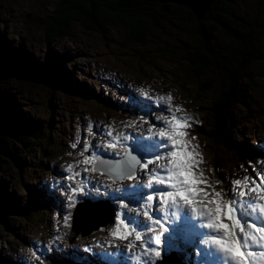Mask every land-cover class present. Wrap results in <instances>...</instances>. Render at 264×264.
I'll use <instances>...</instances> for the list:
<instances>
[{"label":"rangeland","instance_id":"obj_1","mask_svg":"<svg viewBox=\"0 0 264 264\" xmlns=\"http://www.w3.org/2000/svg\"><path fill=\"white\" fill-rule=\"evenodd\" d=\"M56 2L0 0V49L3 52L6 49L12 60L24 59L36 75L32 83H20L12 75L1 77L0 97L6 109L17 113L18 123L30 131H38L40 136L39 139L28 136L21 145L10 136L0 135V142L14 149L22 163L18 174L9 159H1L5 162L0 164V185L6 184L2 197L16 214L5 217L8 227L0 222V264H141L144 249L136 245L142 242L131 243L130 249L127 241L110 235L122 227L117 225L114 212L111 222L97 231L85 237L81 232L77 236L72 233L75 207L66 205L68 197L75 195L100 204L106 211L122 209V214L138 216L142 224L150 225V229L137 228L139 232L143 230L142 238L167 235L168 240L156 245L163 253L162 261L157 258L158 264L168 259L170 264H195L191 260L199 252H193L190 242L177 240L164 213L157 211L149 221L154 209L157 206L161 209L160 198L155 197L154 209L151 202L141 201L139 207L122 206L120 201L110 199L118 191V184L129 181L113 183L108 175L92 170L91 157L99 154L107 161L124 156V147L118 144L107 149L106 141L124 133L134 137L147 134L150 124L140 117L144 115L145 105L152 102L153 110L149 113L152 125L170 115L189 118L193 126L185 130L182 139L189 151L198 154L195 171L214 187L231 189V181L257 176L251 162L256 161V167L264 169V61H257L241 77L239 87L244 96L231 112L232 139L239 151L232 153L215 146L208 136L213 123L212 94L198 93L200 81L208 76L192 78L186 63L181 61L186 38L178 27V16L172 6L161 14L160 28H149L144 44L128 40L120 21L102 20L97 11L103 32L88 31L73 23L68 28L71 36L48 41L43 22L49 20ZM235 7L240 16L262 28L260 43L264 50V5L258 6L257 0H236ZM213 38L222 43L226 41L216 33ZM156 100H160L164 112L157 110ZM130 121H135L138 127L128 126ZM152 128L158 134L159 128ZM85 139L90 143L87 151ZM45 141L49 144L43 153L39 146ZM86 156L90 158L88 161ZM73 171L78 175L67 179ZM104 171L107 172V167ZM82 177L86 182L80 193L65 192L70 186L81 187ZM218 178L227 183L216 184ZM144 191L147 193L148 189ZM142 203L145 206L140 208ZM146 210L149 215H145ZM66 213H71L68 221L64 220ZM146 216L148 220L143 223ZM88 223L84 219L81 226L87 230L91 226ZM208 231L204 229L202 233ZM195 247H202L197 240ZM129 250L140 252V256L133 258ZM185 252L191 253L192 258H187ZM202 259H206L203 264L210 262L207 256Z\"/></svg>","mask_w":264,"mask_h":264},{"label":"snow or ice","instance_id":"obj_2","mask_svg":"<svg viewBox=\"0 0 264 264\" xmlns=\"http://www.w3.org/2000/svg\"><path fill=\"white\" fill-rule=\"evenodd\" d=\"M154 103L157 110L165 111L160 100ZM152 110V102H149L144 107V115L140 117L150 124L147 134L134 137L124 133L106 141L107 149H113L118 144L124 147V156L107 161L99 154L91 157L94 161L92 170L99 169L101 174L108 175L113 183L129 181L128 184H118V191L111 194L110 199L120 201L122 206L127 204L139 207L141 201L145 204L151 202L154 208L155 197L158 196L160 203L175 209L171 213L177 221L173 225V233L193 246L196 238L203 235L204 238L200 239L201 245L210 242L216 246V264H264V169L256 167L257 162L252 161V170L257 176L233 180L231 189H217L202 174L195 171L199 164L196 159L198 154L189 151L188 145L182 139L186 134L185 130L193 126L189 118L170 115L163 122L152 125L149 115ZM156 119L159 121V117ZM128 126L138 127L135 121L128 122ZM152 127L159 128L158 134L152 131ZM89 128L91 130V124ZM108 134L111 135L110 129ZM72 147L75 148L76 144ZM89 147L90 143L85 139L84 150L87 151ZM116 155L120 156L119 153ZM89 159L85 157V161ZM105 167L107 172L104 171ZM68 169L71 170L72 165H69ZM75 175L78 173L73 171L72 175L66 178L71 180ZM85 182L82 177L81 187L70 186L65 192L80 193ZM215 183L224 185L227 182L218 178ZM145 188L148 189L147 193ZM252 192L258 195L253 197L250 195ZM68 199L67 208H74L84 202L79 195L69 196ZM182 206L190 210L193 218H199L203 229L210 231L200 233L193 226L192 230L184 235V230L188 227V217L186 214L181 216ZM112 212L115 213L117 225L122 226L110 232L116 240L127 241L131 234L130 229H150V225L142 224L138 216L122 214V209L109 208V213ZM145 215H149L147 210ZM70 218L71 213H66L64 220L68 221ZM161 227L163 228V225ZM135 239L142 240L139 231H136ZM159 243V240H152L136 245L144 249L141 264H158V259L163 260V253L156 247ZM128 247L131 249L133 245L128 244ZM129 255L135 258V253L130 252Z\"/></svg>","mask_w":264,"mask_h":264},{"label":"trees","instance_id":"obj_3","mask_svg":"<svg viewBox=\"0 0 264 264\" xmlns=\"http://www.w3.org/2000/svg\"><path fill=\"white\" fill-rule=\"evenodd\" d=\"M235 1L214 0L203 20L197 21L187 8L160 4L158 0H57L49 20L43 22V28L48 41L71 36L68 28L73 23L88 31L103 32L97 11L102 20L113 23L120 21L128 40L144 44L149 28H160L161 14L172 6L178 16V27L186 38L181 61L186 63L192 78L208 76L200 81L198 89V93L209 91L212 94L210 117L213 123L208 136L218 148L236 153L239 149L232 139L234 126L231 112L244 96L239 87L241 77L247 75L249 68L257 61H264V50L260 43L262 28L255 21L240 16ZM257 4L263 6L264 0H257ZM213 33L226 41H215ZM5 50L4 53L0 49V78L12 75L20 83H32L36 75L30 64L22 58L12 60V55ZM3 103L0 97L1 136H10L21 145L28 136L40 138L38 131H30L18 123L17 113L6 109ZM47 144L49 142L45 141L43 146H39L43 153ZM2 158L9 159V164L19 174L22 163L15 150L0 142V164L5 162H2ZM5 187L6 184L0 185V222L8 227L5 217L16 212L8 207L9 204L2 197Z\"/></svg>","mask_w":264,"mask_h":264},{"label":"water","instance_id":"obj_4","mask_svg":"<svg viewBox=\"0 0 264 264\" xmlns=\"http://www.w3.org/2000/svg\"><path fill=\"white\" fill-rule=\"evenodd\" d=\"M160 4H171L187 8L197 21H201L204 15L208 12L214 0H158ZM96 171H100L97 169ZM84 202L75 206L72 218V233L77 236L80 232L83 237L97 231L99 228L108 225L112 220V213L101 209L98 203ZM87 216V217H86ZM83 219L91 225L85 230L81 224ZM86 226V225H84ZM169 259L162 264H170Z\"/></svg>","mask_w":264,"mask_h":264},{"label":"bare ground","instance_id":"obj_5","mask_svg":"<svg viewBox=\"0 0 264 264\" xmlns=\"http://www.w3.org/2000/svg\"><path fill=\"white\" fill-rule=\"evenodd\" d=\"M140 128H143V127H140ZM153 130H155V129H153L152 128V131ZM166 163V162H165ZM253 197H255V196H257L256 195V193L254 194V193H250ZM157 200H159V197H158V199ZM156 200V201H157ZM145 206V204H141V207L140 208H143ZM160 206H161V209L159 208L158 209V206H157V209H154L155 211L153 212V213H151L150 215H151V218L149 219V221H151L152 220V216H154V215H157L158 213H157V211H160V212H162V213H164V215L170 220V221H174V219H175V217H173L172 215H171V213L173 212V211H175V209L174 210H171L170 211V208H169V206L168 205H165V204H162V203H160ZM182 208H183V211L181 212V216H183V215H187V217H188V220L189 219H191V220H194V221H196L195 222V224H196V226H195V228L198 230V232H200V233H202L203 231H204V229L201 227V223H200V221H199V218L197 217V219H194L192 216H191V213H190V210H188L187 209V207L186 206H182ZM171 209H173V208H171ZM161 210H163V211H161ZM141 211H142V209H141ZM166 211V212H165ZM140 213H142V212H140ZM73 214H74V212H73ZM87 217V216H86ZM84 220V219H83ZM146 220H148L147 219V216L144 218V220L142 221L143 223L146 221ZM88 225H89V223H88ZM133 227L135 228V225H133ZM136 231H139V230H137L136 229ZM136 231H132L131 229H130V232H131V234L129 235V238H128V240H127V242L129 243V244H131V243H134V242H138L136 239H134V236H135V234H136ZM141 231H143V230H141ZM140 231V232H141ZM191 231V230H190ZM190 231H188V233L190 232ZM210 231V230H209ZM208 231V232H209ZM167 236V235H166ZM166 236L165 237H163V238H153V236H144L143 238H142V240L140 241V242H145V239L147 240V241H152L151 239H153V240H159L160 241V243L158 244V245H161V244H163V242L165 241V240H168V239H166ZM172 239V238H171ZM199 236L196 238V240H197V244L198 245H200V246H202L200 249H199V256H194L193 255V257H196V259H199L198 261L196 260V259H193V261L195 262V264H203V263H201L202 261H206V259H202V257H209V258H211V256H213L214 257V259H215V261L217 260V256H218V251H217V249H216V246H214V245H211V243L210 242H208V243H206V244H204V245H201L200 244V241H199ZM201 239H203V238H201ZM180 241V240H179ZM121 247L120 248H122V247H126L127 246V244L126 245H120ZM159 247V246H158ZM163 247H164V245H163ZM129 253H130V250L128 251ZM134 253V252H133ZM185 255L187 256V258L189 257H191L192 258V256H191V253H189V254H187L186 252H185ZM135 256L136 257H139L140 256V252H135ZM201 260V261H200ZM192 261V260H191ZM210 262H211V260H210ZM210 262L209 263H207V264H210ZM133 264H135V263H133ZM136 264H138V263H136Z\"/></svg>","mask_w":264,"mask_h":264}]
</instances>
